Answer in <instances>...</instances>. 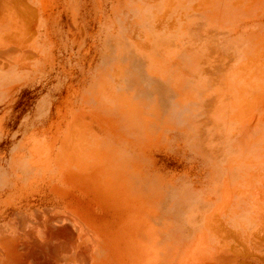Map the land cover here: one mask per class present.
Listing matches in <instances>:
<instances>
[{"label": "rangeland", "instance_id": "374dc122", "mask_svg": "<svg viewBox=\"0 0 264 264\" xmlns=\"http://www.w3.org/2000/svg\"><path fill=\"white\" fill-rule=\"evenodd\" d=\"M140 1L121 0L120 22H116L117 27L114 28L112 15L116 0H74L72 22L67 30H62L66 43L63 51L67 54L57 59L58 76L65 86L62 90V86L50 89L48 84L42 85L43 90L12 94L10 101L0 107V159L3 160L10 142L24 132L45 133L41 138V151L46 152L38 156L42 162L50 161L51 146L60 134L72 135L70 145L75 146L78 142L74 139L82 135L104 134L106 131L127 133L125 121L117 115L105 123L91 116L92 109L85 104L83 97L89 85L90 89L94 87L88 84L89 80L97 78L96 66L105 36L103 30L108 27L107 32L113 35L115 29H119L118 52L129 54L131 59L136 57L130 52L137 42L129 31L136 19L144 29L146 27L147 16L143 21L142 8L137 3ZM238 1L243 3L241 7H234L235 12H225L217 7L215 0H142L159 41L168 38L167 30H181L185 25V50L176 58L155 50L157 53L151 55L150 67L134 64L130 68L139 85L147 88L160 83L173 92L174 103L169 106L158 103L155 96L158 97L159 90H153L154 104H145V112L137 114L148 138L137 140L133 136L134 140H127L132 149L146 154L152 184L160 183L162 178L169 179L164 191L167 206L171 211L175 208L172 213L177 215L175 222L171 218L174 229L166 235L169 247L171 242H177L178 249L172 264L180 263L181 257H191L185 255L194 243L196 247L211 245L217 218L231 214L230 206L234 200L247 198L257 202L264 198V190L261 189L264 181V2ZM138 37H145L142 49L151 51L150 44L154 40L151 33L147 31ZM59 45L58 42L57 47ZM167 61H171V65ZM115 71L117 83L104 91L102 105L117 104L130 109V100L120 92L123 89L120 71ZM14 89L15 86L10 92ZM58 92V101L53 105ZM51 94L54 98L48 100ZM43 98L47 99L44 101L46 112L41 118L34 112ZM123 144L126 145L125 142ZM68 156L75 160L72 155ZM227 160L229 162L224 169ZM250 176L254 178L248 179ZM193 179L199 181L200 186L192 185ZM221 193L223 195L219 198ZM207 215V220L197 226L199 218ZM169 223L170 229V219ZM193 224L196 225L194 231ZM254 234L251 241L244 243L249 247L245 249L255 255L262 254L264 217H259ZM226 235H222L220 241L225 246L232 245ZM256 238L261 239L257 241ZM256 242H261V245ZM215 244L218 243H214V249ZM170 250L175 253V249ZM198 257L197 262L200 255ZM245 257L241 263L252 264Z\"/></svg>", "mask_w": 264, "mask_h": 264}, {"label": "bare ground", "instance_id": "6f19581e", "mask_svg": "<svg viewBox=\"0 0 264 264\" xmlns=\"http://www.w3.org/2000/svg\"><path fill=\"white\" fill-rule=\"evenodd\" d=\"M215 2H216L215 4H217V7L221 8L222 10H225V12L229 10H233L232 12H235V8H239L241 7V4H243V3L240 4V1L238 0H236L235 2L234 0H215ZM137 3L142 8L140 9V11H141V15H143V21L146 19L147 16V22L144 24L146 25L145 29L142 26V23H140L138 19L132 21L133 23L130 26L129 35L133 34L134 40L137 42V44H135V48L130 52L136 54L134 55L136 57L132 58L135 59V61L133 62L131 56L129 57V54L121 55L118 52L117 42H115L114 40L117 41L118 38L121 39L119 37V29H116V32L113 35L109 34L107 38V43L103 45V48L101 47L109 54L101 53L100 63L96 68L99 71L100 67H103V77H101L99 73L97 74V78L95 79V81H93L95 84L94 88L96 87L97 89H95V91L94 89L91 90L92 99L96 100V105H97L95 107L96 109H101L102 107H104L102 105L105 99L104 91L106 92L110 87H112L113 85H115V83H117L115 74L112 73L113 69L114 71L116 69L120 71L119 80L123 86V89L120 92L123 93L124 96H126L127 99H129L132 104V97H131L132 93L131 90L128 89V87H130L129 81L133 78L132 73L130 72V68H132L131 66H133L136 63V61H140L142 56L148 54L149 52H153L154 55L157 53L155 50L159 52L160 51L164 52L165 49L164 40L159 41L158 33L153 31L152 25H150L151 23H150L149 15L147 13V9L145 8L142 0ZM147 31L148 33L150 32L151 36L154 38L153 42L150 44L152 49L151 51L148 52L142 49L143 48L142 46L145 43L144 41L145 37L144 39H142L141 37H138L137 39L138 34ZM167 31L169 37L175 34L176 32H178V29L174 31L173 30H167ZM149 37L150 36L148 35V38ZM140 49H142L144 52ZM114 50H116L115 54H114ZM131 55L133 56V54ZM172 58H176V56L172 55ZM168 63L170 64L172 62H168ZM175 65L177 66L178 64ZM180 68H182V65ZM115 105L121 107L120 105L117 104ZM110 106L111 108H113L112 105ZM132 111H133V107H131L130 109H124V113H125L124 126L125 129H128L127 133L125 132V134L124 133L121 134L117 132L114 133L113 131L112 132L106 131L104 134L95 133L92 135H82L74 139V142H78V144L75 146L70 145V140L73 139L71 137L72 135L60 134V136L53 142L51 146V152H50L51 156H50V161H48L51 164L49 165V169L46 170V177L47 179H51V182L52 180L54 181V178L56 177L55 176L56 173L59 174L60 172L65 171L67 166H66V162L63 161L67 160V158L69 157L68 155H72L75 158V160L73 161L75 163V165L73 166L75 167V171L81 173L94 172L96 175H100L102 178L107 179L109 182L111 181L112 184L116 188H118V190L121 189L123 193V198L121 197L122 204L120 203V200L117 202L122 205V209L120 208L121 205L119 208L122 210V213L120 215L123 216V217L121 216L123 218L122 226L116 227V230H119V233L113 232L114 231L113 226L111 227L110 233L107 232L106 234L95 233L93 231V228L90 229L88 228V224H92L96 226H98L99 224V226L105 225V228L107 227V229H109L111 223H113L114 225L117 223V222L115 223V220L109 222L108 219L103 220L102 218L99 219L92 218L89 219L90 222L87 223L85 219L74 218L72 220L68 219L67 222L60 223L63 224L62 228L66 230V235L68 236L69 239H72L74 242L75 240L89 242V245L84 246L82 249L83 258L82 257L81 258L84 260L85 264H92V262L94 261L92 259L100 255V253L102 252L101 248L103 247L100 248V246L97 244L99 243L101 244V241L103 240H105V244H107V246H109V242H112L113 244L116 243V245H118V243L120 242L122 262L123 264H127V263L129 264L130 261L129 258H131L132 262L134 261L135 252H136L134 247L135 242L140 244H145L151 239L152 235L156 239V247H157L156 250L158 252V260L157 262H155V264H172L173 259H175L176 257L175 254L177 253V249H178L177 242H171V246L169 247L166 241L167 233L172 228L174 229V222L175 219L177 218V215L172 212L175 211V208H173L171 211V208L169 209L167 206V201H166L167 197L165 196V192H164L165 186H161L160 183L152 184V172L149 171L148 165L150 164L148 163V159L145 156L146 154L145 153L143 154V151L141 150L132 149L130 146V142L127 141L128 139L134 140L133 136H135L137 140L138 139L146 140L145 136H147V134L145 133H136L133 132L132 130H129V128L133 126V124L130 121V116L132 114ZM31 135L25 133L21 135L18 139L12 140L10 142L11 143L10 147L5 152V156L3 160L0 159V223L5 220V218L3 217L5 215V211L11 210L26 214L28 213V210L32 207L31 204L30 207L28 204L23 202L22 195L28 192V190H32L33 187H35L36 183L38 182L41 173V169H40L41 166L38 163L39 162L38 156L40 155V152L43 149V142L41 141L43 135L42 136H31ZM122 142H125L126 145L124 144L122 145ZM208 152L212 153L213 151H208ZM228 162L229 160H227L224 163V169L226 163ZM85 176L86 175H84V177ZM251 178L252 176H250L248 179ZM78 182L76 181L77 185ZM262 183H261L262 186L261 189L264 190V185ZM90 185L91 183L89 184V186ZM96 188L100 190V187H96ZM99 190L98 192L102 191ZM92 192L94 193V191ZM95 193H97V189ZM104 193L102 194L104 196V199H106L107 197L105 196L106 194L104 195ZM93 195H94V199L97 200L98 198H95V194ZM222 195L223 193L219 194V198H221ZM100 197L101 196H99V198ZM101 199H103V197ZM104 202H107V200H105ZM117 205H114L113 207L115 206L117 207ZM112 206L110 205V209L113 208ZM116 207L114 209H116ZM230 207L232 208L231 214L223 215V216L220 215L222 217L219 218L220 217L219 216L217 218V223H216L217 228H215V230L213 231V238L210 243L211 245L214 243H218L215 244L217 245L216 248L215 249L212 248V253H211L210 252L211 250L207 251V248L210 247L209 245L206 244L198 245L197 247H199L200 249L198 248L199 250H197V253H199L200 255V259H199L200 262L196 261L195 264H227V263L243 264V262L241 263V260L244 255L246 256L245 258L248 260V263L264 264V252L262 254L255 255L253 253H250L251 251L250 252L246 251L245 248L246 247L249 248V247L244 246L246 245L244 243L251 241L253 236L256 235L254 234V231H256V226L258 225L259 217L260 218L264 217V198L261 197L260 200L257 202H254L253 200L250 201L247 198H243L242 200H237V201L234 200V202H232V205ZM106 208H109V206ZM70 209L72 208L70 207ZM117 211L114 212L116 213ZM118 213H120V210ZM112 215H114V213ZM12 216L13 217L11 218V222L8 223L7 228L6 227L3 228L2 226H0V264H13V263L18 264L16 260H13V259H17L16 257L18 253H24L26 257V260L24 262L20 261L21 262L20 264H36L38 257H40L38 256V250H39L38 248H40L41 242L37 239L34 232L38 227L51 228L56 222L54 223L55 220L53 218L50 219V221L48 222H44L43 219L40 217L39 213H36L30 219L24 218L21 215H17V214ZM116 217L120 219L118 215ZM171 218L174 219V222L171 221ZM207 218L208 215L204 217H200L197 226L202 225L207 220ZM169 219L171 222L170 229H169L170 226ZM24 225L29 226L28 232L25 235H23L22 233L23 231L22 226ZM219 225H222L220 226L221 228L219 227ZM195 227L196 225L193 224L192 231H194ZM18 230L21 233L20 232L18 233ZM224 234H227L226 236H228V239L231 240V243L233 244L235 243L234 246H232L233 244L225 246V244L220 241L221 236ZM24 236L27 237V240H24ZM259 237H262V235ZM224 238L226 237L224 236ZM60 239H62V236ZM258 239L257 241H260L261 238L259 240ZM262 239L264 241V237ZM63 241H60V243ZM66 241L68 242V239ZM46 242L48 241L46 240ZM261 242H256V243H259V245H261ZM73 243L72 246L70 245L71 247H73ZM179 243L180 242H178V244ZM63 244L65 245V242L59 244L58 247L59 248L62 247L60 245ZM42 245L44 246V244ZM47 245H49V243L46 244L45 246ZM54 246L56 247L55 244ZM54 246L50 248H55ZM67 246L68 244L66 245V247ZM10 248L12 250H10ZM63 248L61 249L64 250ZM61 249H59L58 252L55 251V249L50 250V253L55 251V253L57 252L56 254L59 255V252H62L63 255H65L66 257L67 256L66 253L68 254L71 248L69 250L67 249L68 252H65L66 250H64L63 252L61 251ZM170 249L172 250L175 249V253H173ZM244 249L246 253H243L245 252L243 251ZM146 250L147 249L145 246H141L140 254H142V256L143 255L145 256V254L143 253H145ZM204 254L208 256V258L206 256L202 257V255ZM55 256L53 257L55 258ZM48 257H50V255H48ZM59 257H57L58 260L62 259V257L64 258V256H62L61 258ZM54 258L53 260L55 261L56 259ZM63 260L65 261V258ZM77 260L79 262L80 260L79 257L76 260L74 259L75 262H77ZM185 260L186 259L184 257H181L180 263L176 261V264H183V261ZM57 261L56 262L51 261V263L49 264H56ZM146 263L147 260L144 264Z\"/></svg>", "mask_w": 264, "mask_h": 264}, {"label": "crops", "instance_id": "0c3cea01", "mask_svg": "<svg viewBox=\"0 0 264 264\" xmlns=\"http://www.w3.org/2000/svg\"><path fill=\"white\" fill-rule=\"evenodd\" d=\"M116 1H117L116 7L112 15V23L114 28H116L117 26L116 22H120V16H121V10H120L121 0H116ZM74 5H75L74 0H6V1L0 0V107L6 105L10 101L12 94L17 95V94L32 93L33 91L41 90L42 85L47 86L49 84L48 86L50 89H56V87L59 88L61 86H62L61 90L64 88L65 83L58 76L59 71H58L57 59L60 56L62 57L63 54H67V51H63L66 48V43L64 42L63 39L64 32H62V30L64 28L67 30L68 25L72 22V17H73L72 10L74 8ZM16 10L19 12H17ZM108 29L109 28L107 27V30ZM107 30H103L105 35L102 40L103 45L107 43V38L110 34L107 32ZM185 38H186V34H185V25H184L181 28V30L179 28L178 32H176L175 34L169 36L166 40H164V47H165L164 53H166L169 58H172V55L177 56L179 52L182 53L185 50V45H184ZM114 41L117 42L116 40ZM58 42L60 43L59 47H57ZM115 52L116 50H114V54ZM101 53L109 54L105 50L101 51L99 55H101ZM151 55L153 56L154 53L149 52L148 54L143 55L140 61H136L135 66H144L147 68L150 67L151 57H152ZM167 62H171V61H167ZM99 63H100V56L97 61V66L99 65ZM87 70H85V72ZM98 73L101 75V77H103V67H100ZM112 73H116V71H114L113 69ZM59 82H60V86H59ZM88 84H91L92 86L95 85L92 80H89ZM129 84L130 87L128 86L127 87L129 90H131L132 93L131 97H132V107H133V111L130 116V121L133 124V126L130 127L129 130H132L133 132L136 133L147 134L146 128L140 126L141 124L137 120V114L140 112L141 114L145 112L143 108L145 104L146 105L154 104V97H153L154 89L159 90V92L157 93L158 97L155 96V100L158 103L168 104L169 106H172V104L174 103L173 92H171L169 87L160 83H154V85H150L151 87H147V88L143 87L137 83L134 77L129 81ZM14 86L15 89L11 93L10 91ZM93 89L94 87L90 89V85H89V88L88 90H86L85 96L83 97L84 100L86 99L85 104H87V106H90L92 109L90 112L91 116L97 118L101 123H105L107 120L111 119V117H115V115H117L116 117H120L122 121H125L124 108L122 107L113 106V108H111V106H106V107L104 106L101 109H96L95 108L97 106L96 100L92 99V93H91V90ZM163 96H167V97L163 98ZM55 97L56 100L53 105H56L58 101L59 92L56 94ZM159 97H161L162 99ZM52 98H54L52 94L51 96L47 97L48 100ZM47 99L43 98L37 103L34 112L35 116L37 117L39 116L43 118L42 117L44 115L43 113L46 112L44 101H46ZM137 99L140 100L137 101ZM80 103L82 106V101H80ZM101 113H106L109 116ZM151 113H154L152 109H151ZM177 121L179 122L180 120L177 119ZM180 128L183 127L180 126ZM24 133H27L29 135L32 134L31 136H42V135L44 136L45 134L34 131L31 132L29 131ZM145 138L147 139L148 135L145 136ZM44 150H47V147H45ZM45 152L46 151H41L40 153H45ZM73 161L74 160H70V158H67V160L63 161L66 162V166H67L65 171L60 172L59 174L56 173L55 174L56 177L54 176L55 177L54 181L52 180L51 182V179H47L46 177V170L49 169V165L51 163L42 162L39 160L38 163L41 166L40 167L41 173L38 182L36 183L35 187H33L32 190H28V192L22 195L23 202L28 204L30 207L32 205V207L28 210V213L26 214L11 210H9L10 212L5 211V215L3 216L5 220L0 223V226H2L3 228L5 227L7 228L8 223L11 222V218L13 217L12 215L15 214L30 219L36 213H39L40 217L43 219L44 222H48L52 218L55 220L54 223L55 222L56 223L51 228L38 227L34 232L37 239L41 242V245L44 244V246L40 245V248H38L39 249L38 256L40 257H38L36 264H49L51 263V261L56 262L58 260L57 257H59V255H60L59 258L64 256L65 261L63 260L64 258L62 257V259L59 260L60 261L63 260V261L60 262L58 260L56 264H61V263L85 264L84 260L82 259L83 258L82 249L84 246H88L89 242L80 241V240L79 241L75 240L74 242L72 239L68 238V236L66 235V230L62 228L63 224H60L63 222H67L68 219L69 220H72L74 218L85 219L87 223H89L90 222L89 219L102 218L103 220L108 219L109 222L113 220H115V223L117 222L115 225L111 223L109 229H107V227L105 228V225L99 226L98 224L99 226L98 227L96 225L88 224L89 229L93 228V231L95 233H102V234H106L107 232L110 233L112 226L114 230L112 231L114 233L116 232L119 233V230H116V227L122 226L123 216L120 214L122 213L121 204H122L123 193L121 189L118 190V188H116L111 181L109 182L107 179L102 178L100 175H96L94 172L81 173L75 171V167H73L75 163ZM84 175H86L85 176L86 178L84 177ZM76 181L77 182L79 181L78 185L76 184ZM90 183L91 185L89 186ZM191 184L194 186H200V182L196 181L195 179L192 180ZM160 185L168 186L169 179L162 178ZM96 187H100V190L102 191L98 192L99 189ZM96 189H97V193H95ZM92 191H94V193ZM102 193H104V195L106 194L105 195L107 197V198L105 197L106 199H104ZM93 194H95V198H98L97 200L94 199ZM99 196L101 197L99 198ZM102 197L104 200L101 199ZM53 200L55 201V203ZM105 200H107V202H104ZM119 200L121 204L117 203ZM112 204L113 206L118 204L117 205L118 208L116 206L115 207L117 210L118 209L120 210V213H118L119 210L117 211L116 209H114L115 207H113ZM110 205L113 207V208L111 207L112 209H110ZM108 206L109 208H106ZM70 207L72 209H70ZM114 211L117 212L115 213ZM113 213L114 215H112ZM116 214L120 217V219L116 217L117 216ZM117 219L121 221H118ZM28 229L29 226L26 225L22 226L23 235H25L28 232ZM19 232L20 231L18 230V233ZM56 236L58 241L56 239ZM61 236L62 239H60ZM67 239L68 242L66 241ZM24 240H27V237L24 236ZM46 240L48 242H46ZM60 241L65 242V245L63 244L64 248L63 245H60L62 246L60 248L58 247L59 244L63 243V242L60 243ZM45 243L46 244L49 243V245L45 246L46 245ZM72 243H73V247H71ZM52 244L53 246L55 244L56 247L59 249L63 248L64 250H66L65 252H68L67 249L69 250L71 248L69 250L70 253L69 252L68 254L66 253L67 258L65 257V255H63L62 252H59V255L56 254L59 251V249H57L55 246H54L55 248H50L53 247ZM67 244L68 246L66 247ZM101 244L99 243L97 245H99L100 248L103 247L101 248L102 252L100 253L99 256L92 259L94 260L92 264H108V263L123 264L120 242L118 243V245H116V243L113 244L112 242H109V246H107V244H105V240H103L101 241ZM141 246H145L147 249L146 252L143 253L145 254V256L144 255L142 256V254H140ZM134 247L136 250L134 261L132 262L131 258H129L130 260L129 264H144L146 260H147L146 264H155V262H157L158 252L156 250L157 248L156 239L153 235L151 236V239L145 244H140L135 242ZM210 247L207 248V251L212 250V248H214L215 246L214 244H212L210 245ZM198 248L199 247H196V243H194V246L192 248L190 247V251L188 253L186 252L185 256L192 255L191 257L186 258V264L196 263L197 258H199L198 257L199 254L197 253V250H199L200 248L199 249ZM53 249H55V251L57 252L55 253L54 251L50 253V250ZM10 250L12 249L10 248ZM64 250L61 249V251L63 252ZM48 255H50L51 258L57 255L55 256V258L53 257L56 260L54 261L53 258L51 259L50 257H48ZM77 256L79 257L81 262L80 260L79 262L77 260L78 263L74 261V259L75 260L78 259ZM16 258L17 259H13V260H16L18 264L21 263L20 261L24 262L26 260L24 253H18Z\"/></svg>", "mask_w": 264, "mask_h": 264}]
</instances>
